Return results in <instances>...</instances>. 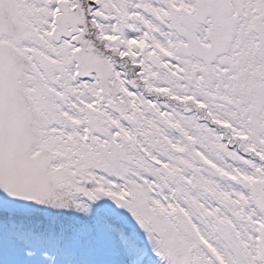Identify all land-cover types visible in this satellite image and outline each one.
Wrapping results in <instances>:
<instances>
[{"label":"snow or ice","instance_id":"obj_1","mask_svg":"<svg viewBox=\"0 0 264 264\" xmlns=\"http://www.w3.org/2000/svg\"><path fill=\"white\" fill-rule=\"evenodd\" d=\"M0 264H264V0H0Z\"/></svg>","mask_w":264,"mask_h":264}]
</instances>
